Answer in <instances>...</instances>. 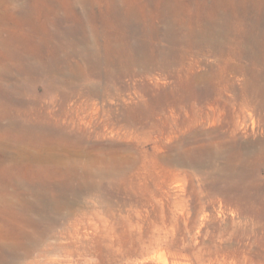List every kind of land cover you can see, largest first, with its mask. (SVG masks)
<instances>
[{
  "label": "rangeland",
  "instance_id": "1",
  "mask_svg": "<svg viewBox=\"0 0 264 264\" xmlns=\"http://www.w3.org/2000/svg\"><path fill=\"white\" fill-rule=\"evenodd\" d=\"M0 264H264V0H0Z\"/></svg>",
  "mask_w": 264,
  "mask_h": 264
},
{
  "label": "bare ground",
  "instance_id": "2",
  "mask_svg": "<svg viewBox=\"0 0 264 264\" xmlns=\"http://www.w3.org/2000/svg\"><path fill=\"white\" fill-rule=\"evenodd\" d=\"M162 256V255H161Z\"/></svg>",
  "mask_w": 264,
  "mask_h": 264
}]
</instances>
